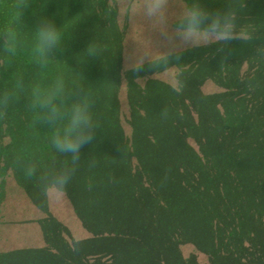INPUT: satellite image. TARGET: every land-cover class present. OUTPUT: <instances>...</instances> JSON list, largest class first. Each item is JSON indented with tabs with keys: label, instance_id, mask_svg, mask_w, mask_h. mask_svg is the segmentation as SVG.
<instances>
[{
	"label": "trees",
	"instance_id": "1",
	"mask_svg": "<svg viewBox=\"0 0 264 264\" xmlns=\"http://www.w3.org/2000/svg\"><path fill=\"white\" fill-rule=\"evenodd\" d=\"M14 3L0 0V95L14 94L0 115V212L10 177L43 207L45 197L36 177L24 174L28 160L45 171L63 166L67 159L52 149L50 130L37 122L29 108L33 86H46L63 75L72 90L92 93L93 113L105 118L104 126H96L93 142L82 149L66 190L94 236L72 249L63 245L57 253L28 254L36 259L48 253L53 260L65 258L66 264H199L180 251L181 245L192 243L209 254L210 264H253L251 247L243 248V242L255 238L249 223L262 220L249 212L264 207L258 196L264 161L250 160L251 167L241 163L231 170L229 159L238 154L234 146L244 143L238 131L249 122L247 113L264 129V86L254 78L264 70V59L256 58L252 47L233 42L224 51H218V45L188 48L168 55L163 69L152 67L160 58L122 76L124 34L108 0H29L19 20ZM203 3L212 10L225 6V0ZM259 3L246 0L240 23L262 27ZM37 18L51 20L65 31L61 48L45 68L37 66L31 54ZM9 30L21 40L15 55L5 50L3 38ZM94 43L102 51L92 58L86 52ZM244 64L247 70L242 75ZM250 67H256L251 76ZM171 68L178 70L177 87L152 77ZM121 77L127 83L129 134L121 118ZM19 80L23 90L16 87ZM208 80L227 92L205 94L202 86ZM164 108L166 119L161 117ZM100 136L110 148L104 156L100 147L92 148ZM259 138L258 143L264 142V130L262 137L255 136ZM251 152L263 156L264 149ZM244 154L241 149L239 155ZM96 161L105 167V174L92 167ZM252 171L258 187H252ZM232 184L245 193H231ZM245 214L250 216L245 219ZM244 219L249 223L244 224ZM28 254L1 253L0 264H23ZM15 257H25L24 262L12 260Z\"/></svg>",
	"mask_w": 264,
	"mask_h": 264
},
{
	"label": "rangeland",
	"instance_id": "2",
	"mask_svg": "<svg viewBox=\"0 0 264 264\" xmlns=\"http://www.w3.org/2000/svg\"><path fill=\"white\" fill-rule=\"evenodd\" d=\"M108 1L109 4L117 11L119 25L124 34L122 76H125L126 71L129 69H133L147 62L160 59L161 57H165L188 48H193L179 45L178 41H173L171 37V30L175 26L174 21L170 22V27L167 32L154 29L151 23L148 22L142 15L141 8L143 0ZM259 1L261 3L257 5H262L264 7V0ZM184 3V0H170L169 15L173 20L181 10ZM263 7H259L263 12L262 27H264ZM253 17L255 18V16ZM40 20L42 19L37 18L35 21L38 23ZM249 69V76H251L254 74L256 67H250ZM245 70H247V64H244L243 66L242 75L245 73ZM177 73L178 70L176 68H171L162 73L152 75V77L177 87ZM254 78H256L255 81L258 82V84H262L264 86V70L261 69ZM121 81L119 102L121 106L122 125L126 133L129 134L131 127L128 123L130 110L127 100V83L125 78L122 77ZM138 81L142 83V80ZM202 91L205 94L220 95L227 92V89L212 80H208L202 86ZM91 94L92 93L88 94L90 98L93 96ZM237 96L239 95H236V97ZM98 109L101 110L102 108L98 106ZM93 115L96 126L104 124L105 118L102 117L101 113L97 112L96 114L93 113ZM245 117H248L249 122L245 123L244 127H240L238 131L241 133L240 143H244L242 144V147L239 144H237V147L234 146L238 154L234 155L235 157L233 160L231 158L229 159L231 162L229 168L231 170H233L234 165L242 166L241 163H244V165L247 164L248 166L250 165L251 167L250 160H258L259 162L264 161V154L262 156L261 154H252L251 152V150L256 147L264 149V142L258 143V141H261L262 139H255V136L262 137L264 129L261 128L260 122H258L260 120L256 119L252 113H247ZM101 135L103 136V134ZM99 140V144H94L92 148L96 149L97 147H100V155L104 156V152H106L107 149L110 150V148L108 145H105L101 136ZM192 146L196 147L194 144H192ZM229 149L232 150L233 147ZM241 149L244 153H246L243 156L244 158L239 155ZM254 155H260L261 158H256ZM245 157H247L246 161L244 160ZM105 166L108 167V165ZM92 167L95 170H100L101 168V173L105 174V167H101L97 161L93 162ZM251 176L252 187H255V185L257 186V183L254 180L256 175L253 174V171L251 172ZM223 177L227 181V176ZM232 185H230L231 193L235 192L236 195L245 193V189H236L234 188V184ZM258 188V196L261 200H264V178L262 179V177ZM5 191L6 198L0 212V254H28L45 251L57 253L59 252V248L63 245L68 249H72L76 244L89 240L94 236V234L85 227L76 211V208L69 199L67 192L59 196L45 198L43 203L44 205L40 208L17 183L14 177H10L6 181ZM218 198L222 199L223 194L220 193ZM228 206L231 208V204ZM248 210H246L245 213L249 212ZM253 212L249 213L254 215L256 212L257 215L261 216L262 220L257 221L256 219H253V221L249 223V221H246L245 219H247L250 215L247 216V214H245L243 223H249V226H252L250 229L255 231V238L253 242V236L250 239L245 240V242H243V248L249 249L251 247L250 251L252 253L250 252L249 258L252 259L253 264H262L264 261V207L261 209H255ZM180 251L185 259L193 257L199 264L211 263L209 254L199 249L192 243L181 245ZM27 256L28 257H26V259L25 257H15L12 260H20L24 262L25 259L23 264H54L53 262L57 260L55 264H66L65 258L57 257V259L53 260L50 258L48 253H45L41 258L36 257V259L33 258L31 254H28Z\"/></svg>",
	"mask_w": 264,
	"mask_h": 264
},
{
	"label": "clouds",
	"instance_id": "3",
	"mask_svg": "<svg viewBox=\"0 0 264 264\" xmlns=\"http://www.w3.org/2000/svg\"><path fill=\"white\" fill-rule=\"evenodd\" d=\"M29 6V0H15L17 19ZM246 7V0H225V6L215 10L209 9L203 0H185L174 20L169 15L170 0H143L141 12L154 29L167 32L170 22L174 21L171 30L173 41L185 47L218 45V51H224L233 42L248 45L253 55L264 59V27L253 22L240 23V13ZM65 31L57 28L55 23L42 19L31 32V54L40 68H45L61 48ZM5 50L15 55L21 44L19 34L6 31L4 34ZM102 49L97 44L87 48L86 55L96 56ZM178 61L180 56L177 54ZM170 57H161L154 61V70L163 69ZM142 70L138 68L137 71ZM17 89L23 90L22 80L17 81ZM12 93L0 95V115L13 99ZM29 108L35 113L38 123L50 130L49 142L55 153L66 157L63 166L40 171L37 164L28 160L24 174L31 179L36 177L38 187L45 198L64 194L74 177L81 160L85 145L93 142L96 123L93 115V101L83 92L70 88L63 75L55 76L46 86L35 85L29 96ZM161 117H168L164 108Z\"/></svg>",
	"mask_w": 264,
	"mask_h": 264
}]
</instances>
